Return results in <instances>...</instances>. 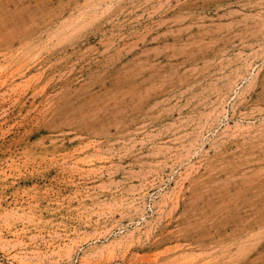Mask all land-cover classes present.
I'll return each mask as SVG.
<instances>
[{
	"label": "rangeland",
	"instance_id": "obj_1",
	"mask_svg": "<svg viewBox=\"0 0 264 264\" xmlns=\"http://www.w3.org/2000/svg\"><path fill=\"white\" fill-rule=\"evenodd\" d=\"M0 264H264V0H0Z\"/></svg>",
	"mask_w": 264,
	"mask_h": 264
}]
</instances>
